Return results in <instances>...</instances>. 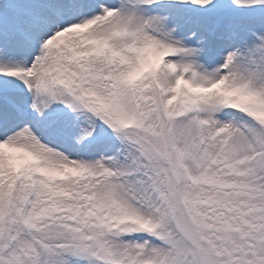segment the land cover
<instances>
[{"label": "snow or ice", "instance_id": "obj_1", "mask_svg": "<svg viewBox=\"0 0 264 264\" xmlns=\"http://www.w3.org/2000/svg\"><path fill=\"white\" fill-rule=\"evenodd\" d=\"M0 264H264V0H0Z\"/></svg>", "mask_w": 264, "mask_h": 264}]
</instances>
